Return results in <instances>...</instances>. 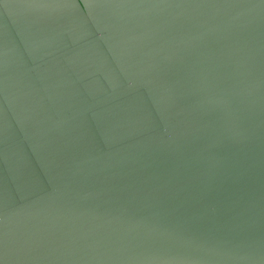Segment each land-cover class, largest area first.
Segmentation results:
<instances>
[{"label":"water","instance_id":"95a60500","mask_svg":"<svg viewBox=\"0 0 264 264\" xmlns=\"http://www.w3.org/2000/svg\"><path fill=\"white\" fill-rule=\"evenodd\" d=\"M0 264H264V0H0Z\"/></svg>","mask_w":264,"mask_h":264}]
</instances>
